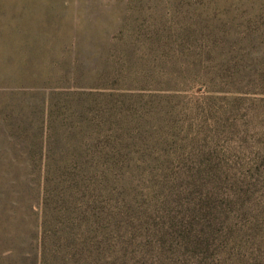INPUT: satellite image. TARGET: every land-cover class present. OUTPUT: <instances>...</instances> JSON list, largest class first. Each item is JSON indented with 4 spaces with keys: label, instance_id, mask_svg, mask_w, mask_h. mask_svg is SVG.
Segmentation results:
<instances>
[{
    "label": "rangeland",
    "instance_id": "obj_1",
    "mask_svg": "<svg viewBox=\"0 0 264 264\" xmlns=\"http://www.w3.org/2000/svg\"><path fill=\"white\" fill-rule=\"evenodd\" d=\"M0 264H264V0H0Z\"/></svg>",
    "mask_w": 264,
    "mask_h": 264
}]
</instances>
